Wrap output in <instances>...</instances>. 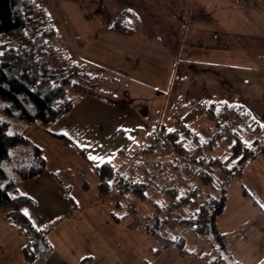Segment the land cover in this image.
<instances>
[{
    "label": "crops",
    "instance_id": "crops-1",
    "mask_svg": "<svg viewBox=\"0 0 264 264\" xmlns=\"http://www.w3.org/2000/svg\"><path fill=\"white\" fill-rule=\"evenodd\" d=\"M93 1L98 2L91 0V3ZM121 1L118 3L117 0V6L107 7L104 11L95 10L99 17L102 13L108 15L103 24L100 22L101 29L91 32L87 46L74 57L96 69L99 77H106L110 87L116 90L114 96L119 92V97L130 95L139 102L140 110L132 112L128 119L121 97L110 102L99 97L93 101L95 95L82 90L79 94H83L73 108L55 121L62 118L61 123L94 124L93 120L100 121L101 116L93 119L82 114L92 108L104 115L106 106L111 113L108 115L110 120L104 117L111 124L115 123V131L123 132L128 123L131 127L136 125L131 131L133 134L140 131L141 151L152 143L154 151H148L156 155L159 147L152 142L157 136L149 132L148 124L168 130L185 126L189 128L191 138L200 142L206 157L224 156L233 144L234 136L219 132L220 125L233 116L222 110L215 119L203 106L209 102H226L247 110L251 116L249 122L255 120L263 124L258 136L264 142V0ZM122 9L132 10L130 19L136 26L130 34L110 28V23ZM87 93L85 104L81 100ZM107 103L120 110L113 113ZM153 108H156L155 119L152 118ZM168 109L171 112L178 109V112L169 114ZM90 118L93 120L89 121ZM61 130L75 143H83L82 134H79L80 142L69 127ZM210 138L217 140L208 149L203 145ZM162 144L174 151L175 163L168 159L167 153L158 163L147 154L143 158L137 155L140 157L137 165L142 171L135 177L150 184L141 203L152 205L149 209L171 200V192L167 189H179L174 196L189 193L197 181V175L191 172L193 152L182 155L170 142ZM130 163L133 162L126 164V168ZM206 194V189L201 186L195 195L175 205L172 222L167 216L165 229L168 226L169 239L183 236V243L181 246L168 243L170 250L167 253L156 246L157 254L152 261H147L148 264H171L172 261L182 264L186 258L183 253L189 251L185 246L188 238V243L193 240L196 245L200 243L197 250L204 256L198 263L189 260L187 264H230V260L237 264H264V149L246 163L239 175L229 177L223 209L214 217L211 230L214 244L196 233L187 235L191 230L185 231L180 221ZM10 209V204L0 205V264H24L23 235L3 218ZM122 215L129 231L141 230L143 224L137 223L131 211H124ZM113 217L119 218L115 212ZM8 247L13 248L10 258L1 255V252L6 254ZM52 255L48 264H70L65 256L56 253V249ZM161 256L163 261L159 262ZM88 259L90 262V257ZM85 260L81 258L79 264H84Z\"/></svg>",
    "mask_w": 264,
    "mask_h": 264
},
{
    "label": "trees",
    "instance_id": "trees-1",
    "mask_svg": "<svg viewBox=\"0 0 264 264\" xmlns=\"http://www.w3.org/2000/svg\"><path fill=\"white\" fill-rule=\"evenodd\" d=\"M131 14L132 10L122 9L110 23V28L123 34L132 33L136 25L130 19ZM56 37V27L39 0H0V98L5 102L0 115V205H11L3 218L23 235L25 264H46L52 244L45 231L36 226L23 210L24 205L33 204V199L28 194L12 190L19 181L44 172L46 159L41 147L30 142L23 130L10 129L11 118L23 120L26 125L38 120L48 126L73 108L80 91L92 89L91 72L84 61L71 58L56 45ZM203 108L215 119L220 111L225 110L233 116L232 119L242 120V124H235L226 131L234 136V142L224 156L205 158L200 142L191 138L190 130L185 126L169 130L161 127L158 136L164 139L160 138L162 142H170L178 153L193 152L191 172L197 175L195 185L189 193H178L181 195L177 196L174 194L179 189L167 190L171 192L172 201L182 202L195 195L201 186L206 189V197L180 221L184 230H191L202 239L211 241L208 234L213 228L214 217L223 209L229 177L239 175L246 163L264 149V142L258 136L263 124L255 120L249 122L250 113L237 104L209 102ZM48 131L84 153V147L78 146L66 133ZM215 140L210 138L203 146L210 149ZM151 145L148 143L145 150L154 151ZM201 163L205 164L199 169ZM93 167L101 194L126 196L130 193L127 191H132L140 198L146 197L148 182L119 173L109 160L95 163ZM166 201L151 210L163 208ZM129 208L131 211L133 207ZM167 228L163 231L165 245L181 246L183 236L169 239Z\"/></svg>",
    "mask_w": 264,
    "mask_h": 264
},
{
    "label": "rangeland",
    "instance_id": "rangeland-1",
    "mask_svg": "<svg viewBox=\"0 0 264 264\" xmlns=\"http://www.w3.org/2000/svg\"><path fill=\"white\" fill-rule=\"evenodd\" d=\"M107 1L98 0L97 3L94 1L91 3V0H40L39 2L44 6L50 21L56 27V45L62 47L71 58L75 59V54L82 50L83 46H87V39L91 32L101 29V23L103 24L105 17L108 15L102 13L99 17L98 14L95 15V10L104 11L107 7H115L120 2V0H118V3H116L117 0ZM122 1L128 2V0ZM91 7H93V10ZM86 67L92 73L90 82L94 87V89L88 91L95 95L94 99H89L95 101L99 97L110 102V100H119L121 97L124 104L123 109H126L129 115L128 119L131 117L132 112L140 110L139 102L130 95L121 94L119 97V92L114 96L116 90L110 87L107 78L99 77L98 71L93 67L90 68L88 65ZM89 93L83 97L82 103L87 104ZM82 94L83 92L78 96L80 97ZM4 103L0 98V115L1 112L3 113L1 106ZM111 108L113 107L111 106ZM111 110L114 113V110L118 111L120 109L115 107ZM179 110L182 111L183 109L180 108ZM103 111L105 117L111 114H109V108H106V106ZM168 112L169 114H177L178 109L176 112L175 109H173V112L168 109ZM87 113L82 114V116L93 117V119H97L94 116H101L102 120L96 121L90 118L89 121L93 120L92 123L94 124L78 122L72 125L67 121L61 123V118V120L44 126L38 120L26 125L23 120L11 118L10 129L23 130L24 135L30 142L41 147L42 154L46 159L44 172L30 179L19 181L12 191L28 194L33 199V204L24 205L23 210L27 212V215L36 226L45 231L52 244V251L46 260V264H48V259L55 249L56 253L59 252L60 255L65 256L70 264H79L81 258L86 259L84 264H135V262L148 264L147 261H152L154 255L157 254L158 249L156 246H159L158 242H155V238L147 232L148 229L145 225L141 227V230L129 231L126 218L122 213L127 209L129 211V206H131L134 211L145 214V212H151L152 208L149 209V207L152 205L148 203L142 205L141 203L144 200L132 191H127L131 194L127 193L126 196H115L114 193L101 194L98 189V176L93 164L109 160L118 169L119 173L135 177L136 174H140V171H142L137 162H139L140 157L143 158L144 154H147V157L158 163L165 158L167 153L168 159L175 163L173 161L174 151H170L167 145L162 144L163 140L158 136L160 132L157 126L151 124L147 126L149 132L156 134L158 137L152 140L155 144H159L157 153L154 155L153 152L151 153L148 150H140L139 143L141 140L138 136L140 131L136 133L137 135L131 131V128L136 125L131 127L128 123V125H125L127 128L123 127V132L115 131V123L111 124V122L106 121L104 115H100L92 108ZM121 113L123 112L121 111ZM82 116L80 119H83ZM155 117L156 108H153L152 118L155 119ZM107 119L110 120L109 117ZM163 125L166 126V124ZM45 127L48 130L58 132H63L61 129L69 127L80 142L79 134H82L83 143L76 144L84 147V153L75 145L64 143ZM138 154L140 157L137 156ZM129 162H133L130 163L133 167L127 170L126 164ZM204 164L201 163L199 169H202ZM154 166L151 168L153 169ZM151 184L154 185L155 182ZM179 203H176V205ZM176 207L167 210L170 222H172V213L174 209L176 210ZM113 212L118 214V219L113 217ZM166 220L167 218L163 224L168 223V220ZM187 235H195V233L189 231ZM208 235L212 239V231ZM197 240L201 241V238ZM188 241L189 238L185 246L189 251L183 253L186 258H183L182 264H187L189 260L198 263L200 257L204 256L202 252L197 250L200 248V243L197 246L194 242L196 240L191 241V243H188ZM211 242L214 244L213 241ZM12 250L13 248L8 247L5 252L8 256L3 252H1V255L10 258ZM169 250V246L165 245L161 247L160 251L167 253ZM176 255L180 256L178 253ZM159 260V262H162L163 257L161 256ZM171 264H176V261H172ZM178 264L180 263L178 262Z\"/></svg>",
    "mask_w": 264,
    "mask_h": 264
},
{
    "label": "built area",
    "instance_id": "built-area-1",
    "mask_svg": "<svg viewBox=\"0 0 264 264\" xmlns=\"http://www.w3.org/2000/svg\"><path fill=\"white\" fill-rule=\"evenodd\" d=\"M235 124H242V120L235 117V118H231L228 120H225L221 123L220 127H221V133H225L228 129H232V127H234ZM133 167V165H129L127 167L128 169H131ZM176 203H178L177 201H168L166 203V205L161 208V209H153L151 210V212H145V214H141L139 211H134L133 209L131 210L132 213V217L137 221V223L139 224H145L149 227V232L153 235V237L155 238V241L158 242L159 245L161 246H165L166 244V240L164 237V230L162 231L161 229H157V227H155V225L152 223V219L154 217H160L162 215L166 214V211L168 209L173 208ZM162 229H163V224L161 223L159 225Z\"/></svg>",
    "mask_w": 264,
    "mask_h": 264
},
{
    "label": "bare ground",
    "instance_id": "bare-ground-1",
    "mask_svg": "<svg viewBox=\"0 0 264 264\" xmlns=\"http://www.w3.org/2000/svg\"><path fill=\"white\" fill-rule=\"evenodd\" d=\"M219 132H221V127H220ZM167 216H168V211H166V214L165 215H162L160 217H154L152 219V223L155 225V227H157V229H159V230L161 229L163 231L165 229V224H163V222L167 218ZM161 223L164 225L163 226V229L159 226ZM145 226L149 230V227L147 225H145Z\"/></svg>",
    "mask_w": 264,
    "mask_h": 264
},
{
    "label": "water",
    "instance_id": "water-1",
    "mask_svg": "<svg viewBox=\"0 0 264 264\" xmlns=\"http://www.w3.org/2000/svg\"><path fill=\"white\" fill-rule=\"evenodd\" d=\"M228 261H229V260H228ZM229 263H230V264H237V263H235V262L232 261V260H230Z\"/></svg>",
    "mask_w": 264,
    "mask_h": 264
},
{
    "label": "snow or ice",
    "instance_id": "snow-or-ice-1",
    "mask_svg": "<svg viewBox=\"0 0 264 264\" xmlns=\"http://www.w3.org/2000/svg\"><path fill=\"white\" fill-rule=\"evenodd\" d=\"M90 158L95 159L94 157H90ZM25 214L27 215V212H25Z\"/></svg>",
    "mask_w": 264,
    "mask_h": 264
}]
</instances>
